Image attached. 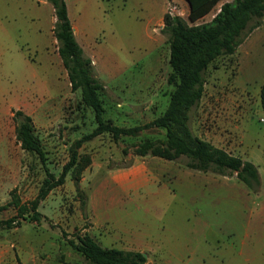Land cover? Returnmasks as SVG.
<instances>
[{
  "label": "rangeland",
  "instance_id": "rangeland-1",
  "mask_svg": "<svg viewBox=\"0 0 264 264\" xmlns=\"http://www.w3.org/2000/svg\"><path fill=\"white\" fill-rule=\"evenodd\" d=\"M67 1L74 37L103 86V118L128 127L160 115L173 89L167 36L163 22L157 24L168 0ZM217 8L195 22L188 20L184 1H170L166 11L191 24L210 21ZM54 21L48 0H0V206L12 189L21 202L32 200L47 172L59 175L69 145L95 126L92 109L70 89ZM258 38L264 41V24L233 55L209 65L189 120L194 134L257 166L262 182L256 191L235 173L188 168L184 157L133 153L142 139L163 138V129L117 141L103 133L83 142L78 165L40 201L39 221L22 219L0 229V264H86L68 243L84 233L103 247L141 250L146 264H264V49L257 53ZM14 108L32 117L44 163L16 141ZM85 156L90 161L80 170L77 190ZM141 175L147 178L142 185H116ZM15 213L8 205L0 219Z\"/></svg>",
  "mask_w": 264,
  "mask_h": 264
},
{
  "label": "trees",
  "instance_id": "trees-1",
  "mask_svg": "<svg viewBox=\"0 0 264 264\" xmlns=\"http://www.w3.org/2000/svg\"><path fill=\"white\" fill-rule=\"evenodd\" d=\"M55 17L53 35L57 41V52L66 70L71 91H79L80 103L93 111L95 126L89 132L74 140L68 147V160L58 176L47 172L37 195L28 202H21L11 190L10 200L0 206V211L12 205L16 213L0 219V229L18 225L20 220L39 221L41 214L37 207L49 191L65 180L67 172L78 165V149L83 142L97 135L108 133L114 141L122 136H137L145 129L160 128L164 137L144 138L134 148L139 156L151 155L176 160L184 157L188 168L224 176L235 173L236 178L257 190L261 183L256 166L249 160L233 155L221 147L194 134L189 120L204 91V73L209 65L220 56H230L257 27L264 24V0H230L219 5L218 11L208 22L187 23L180 15L166 11L161 31L166 34L169 45L168 63L170 72L167 82L173 85L164 111L149 122L122 127L110 119L103 118V106L99 97L102 84L95 77L90 60L77 43L67 14L65 0H48ZM187 18L190 22L203 17L221 0H186ZM259 102L264 111V81L259 89ZM15 139L21 149L36 154L45 162V153L35 133L32 117L21 109H12ZM90 161L84 157L83 165L77 170L75 185L78 190L80 170ZM82 205L86 204L84 199ZM68 243L85 259L86 264H146L143 252L116 247H103L88 233L77 236V241Z\"/></svg>",
  "mask_w": 264,
  "mask_h": 264
},
{
  "label": "crops",
  "instance_id": "crops-1",
  "mask_svg": "<svg viewBox=\"0 0 264 264\" xmlns=\"http://www.w3.org/2000/svg\"><path fill=\"white\" fill-rule=\"evenodd\" d=\"M170 1H174V0H168L166 3H164L165 5H164V9L161 11V15L159 16V18H158V20H157V24H158V26L159 27H161L162 26V18H163V15H164V13L166 12V9H167V4H169V2ZM175 1H178L179 3H182L183 1L184 2H186L187 3V1L186 0H175ZM224 1H230V0H221L217 5H218V8H219V5L222 3V2H224ZM65 4H66V8H67V14H68V17H69V19H70V22H71V25H72V27H73V29L74 30H76V27L73 25V23H72V20H71V16H70V12H69V2L67 1V0H65ZM187 5H188V3H187ZM218 8H217V11H218ZM210 12V11H209ZM208 12V13H209ZM207 13V14H208ZM207 14H205V15H207ZM204 15V16H205ZM260 27V26H259ZM259 27H257V28H259ZM257 28H255V29H257ZM243 45V44H242ZM254 45L256 46V50H257V53H258V50H260V49H262V47H263V49H264V41H262V40H260V38H258L255 42H254ZM254 45H253V47H254ZM251 63V62H250ZM11 107V106H10ZM9 107V108H10ZM15 109V108H14ZM262 118V117H261ZM264 122V121H263ZM242 158V157H241ZM244 159V158H243ZM245 160H247V159H245ZM251 162V161H250ZM253 163V162H252ZM254 164V163H253ZM255 165V164H254ZM256 166V165H255ZM256 168H257V166H256ZM144 175H141V176H134V177H126V178H124V179H119V181H117V183H116V185H118L119 187H127V186H136V185H142L145 181H146V179L147 178H145V177H143ZM261 178V177H260ZM261 182H262V179H261ZM134 250H136V249H134ZM137 251H141V250H137ZM221 253V252H220ZM149 255V254H148ZM146 257H148L147 255H146ZM148 259H149V257H148ZM153 264H155V263H153ZM156 264H166L165 262H156Z\"/></svg>",
  "mask_w": 264,
  "mask_h": 264
},
{
  "label": "built area",
  "instance_id": "built-area-1",
  "mask_svg": "<svg viewBox=\"0 0 264 264\" xmlns=\"http://www.w3.org/2000/svg\"><path fill=\"white\" fill-rule=\"evenodd\" d=\"M261 121H264V118H260Z\"/></svg>",
  "mask_w": 264,
  "mask_h": 264
},
{
  "label": "water",
  "instance_id": "water-1",
  "mask_svg": "<svg viewBox=\"0 0 264 264\" xmlns=\"http://www.w3.org/2000/svg\"><path fill=\"white\" fill-rule=\"evenodd\" d=\"M72 30H73V28H72ZM143 255L146 256V253H143ZM155 264H156V263H155Z\"/></svg>",
  "mask_w": 264,
  "mask_h": 264
}]
</instances>
